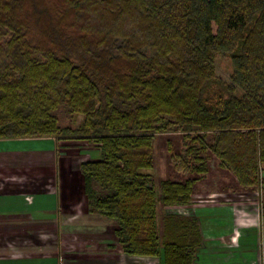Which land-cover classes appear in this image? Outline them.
<instances>
[{"label": "trees", "instance_id": "16d2710c", "mask_svg": "<svg viewBox=\"0 0 264 264\" xmlns=\"http://www.w3.org/2000/svg\"><path fill=\"white\" fill-rule=\"evenodd\" d=\"M158 133L184 138V178L148 172ZM47 138L95 151L79 163L86 210L112 245L196 264L210 160L258 193L264 217V0H0L2 146Z\"/></svg>", "mask_w": 264, "mask_h": 264}, {"label": "crops", "instance_id": "0c3cea01", "mask_svg": "<svg viewBox=\"0 0 264 264\" xmlns=\"http://www.w3.org/2000/svg\"><path fill=\"white\" fill-rule=\"evenodd\" d=\"M37 140L24 139L21 145L28 152L16 148L13 153L4 150L0 140V169L6 170L0 177V264H160L158 257L128 255L112 245L108 224L87 212L79 169V158L91 152L85 150V143L61 152L66 145L52 138ZM46 160L50 161L47 171ZM196 192L195 196L202 191ZM220 195L221 205L196 204L206 222L200 251H237V263L232 258L223 263L213 259L210 264H245L244 258L258 251V256L253 255L264 264V217L259 204L245 202L234 211L238 203L234 195ZM228 205H234L233 211L224 209ZM108 235L110 241L103 240Z\"/></svg>", "mask_w": 264, "mask_h": 264}, {"label": "rangeland", "instance_id": "374dc122", "mask_svg": "<svg viewBox=\"0 0 264 264\" xmlns=\"http://www.w3.org/2000/svg\"><path fill=\"white\" fill-rule=\"evenodd\" d=\"M217 65V74L222 78L224 81H228L230 78V75L233 71V64L232 60L228 55H221L217 57L216 60ZM82 115H79L77 117L78 121H81ZM69 122L68 117H64L61 120V123L66 124ZM65 145L61 152H67L70 148V142H65ZM186 145L184 142V138L179 133H158L156 135L155 141H154V165L152 168L148 169V172H151L154 175L155 181L158 183L162 178H171V179H181L187 176L184 174L181 170L177 169V164L174 163V155L179 152H183L182 150L185 149ZM49 152H54L53 148H49ZM5 152L1 151V154ZM91 154H95V151L91 150ZM2 156V155H1ZM88 158L87 156H81L79 159L80 161L82 159ZM214 161L210 160V166L211 171L208 172V174L204 177V179L200 180L196 186V190L202 191L199 193V195L195 196L196 203H202L207 204L208 206L212 207L213 205H221L217 201L220 194L223 195V197L227 196H233L231 194H225V192L232 191L235 193L234 197H232L233 200H238L237 205L234 207L237 209V206L244 205L245 202H252L254 205L259 204V196L258 193L253 192L249 193L243 188L240 189H234L235 186H237L236 181L234 180L233 175L228 172L227 170L219 169L217 166V162L215 159H212ZM50 161L46 160V164L44 169L47 171L49 168ZM3 171H6L5 169H0V177H2ZM4 175V174H3ZM207 191V192H205ZM245 192V193H244ZM198 193V192H197ZM211 195H210V194ZM249 193V194H248ZM209 194V195H208ZM208 195V196H207ZM27 199H30L27 197ZM227 206V205H224ZM223 206V207H224ZM234 206V205H233ZM233 206L228 205V207L224 208L227 212L233 211ZM246 217H250L248 212L246 211ZM111 233L114 234L113 231L108 232V234ZM239 234V232H238ZM41 235L45 237L44 230L41 232ZM50 236V235H47ZM114 240H111L116 242L115 238ZM237 237H235V240ZM35 240V239H34ZM103 240H107L106 238H103ZM100 239V242L103 241ZM37 241V240H35ZM108 241V240H107ZM237 241L234 243V245H237ZM233 245V246H234ZM229 249L231 246H228ZM253 253L258 256V251H252L251 256L252 258H244L245 264H259V260L254 257ZM237 255V251H200V254H198V264H210V260L213 259H220L218 261H221L220 263L226 262L228 259L233 258V263H237L238 260L235 259L238 257H235ZM217 261V262H218ZM261 264V263H260Z\"/></svg>", "mask_w": 264, "mask_h": 264}, {"label": "built area", "instance_id": "2783aa9c", "mask_svg": "<svg viewBox=\"0 0 264 264\" xmlns=\"http://www.w3.org/2000/svg\"><path fill=\"white\" fill-rule=\"evenodd\" d=\"M181 210H182L183 212H185V210H184L183 208H181Z\"/></svg>", "mask_w": 264, "mask_h": 264}, {"label": "bare ground", "instance_id": "6f19581e", "mask_svg": "<svg viewBox=\"0 0 264 264\" xmlns=\"http://www.w3.org/2000/svg\"><path fill=\"white\" fill-rule=\"evenodd\" d=\"M186 212V211H185Z\"/></svg>", "mask_w": 264, "mask_h": 264}]
</instances>
